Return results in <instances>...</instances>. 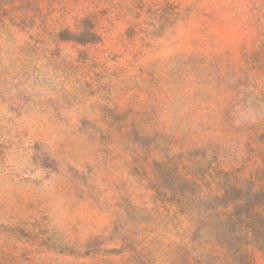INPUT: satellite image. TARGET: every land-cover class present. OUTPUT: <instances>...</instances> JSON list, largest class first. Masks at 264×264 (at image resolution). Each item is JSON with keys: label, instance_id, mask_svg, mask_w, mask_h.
Returning <instances> with one entry per match:
<instances>
[{"label": "rangeland", "instance_id": "374dc122", "mask_svg": "<svg viewBox=\"0 0 264 264\" xmlns=\"http://www.w3.org/2000/svg\"><path fill=\"white\" fill-rule=\"evenodd\" d=\"M166 170L264 183V0H0V264H244Z\"/></svg>", "mask_w": 264, "mask_h": 264}, {"label": "trees", "instance_id": "16d2710c", "mask_svg": "<svg viewBox=\"0 0 264 264\" xmlns=\"http://www.w3.org/2000/svg\"><path fill=\"white\" fill-rule=\"evenodd\" d=\"M94 41L85 44H94ZM214 190L193 199L190 180L176 170L163 174L165 185L188 189L171 201L180 216L191 224V244L210 245L233 262L253 264V251L264 252V183L261 175L241 179L233 173L214 171Z\"/></svg>", "mask_w": 264, "mask_h": 264}]
</instances>
